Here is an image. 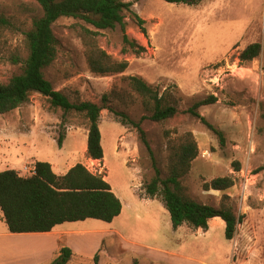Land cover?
Listing matches in <instances>:
<instances>
[{
	"label": "rangeland",
	"instance_id": "374dc122",
	"mask_svg": "<svg viewBox=\"0 0 264 264\" xmlns=\"http://www.w3.org/2000/svg\"><path fill=\"white\" fill-rule=\"evenodd\" d=\"M122 1H133L132 9L145 20L146 35L130 15L125 27L128 38L145 50L124 52L119 26L100 30L97 39L113 58L128 61L125 72L91 73L79 35V26L86 24L62 17L53 25L60 46L56 59L45 69L47 79L72 102L100 104L114 84L125 86L121 75H136L160 93L167 89L179 97V112L153 122L142 119L145 113L138 103L125 107L111 102L126 118L101 110L104 159L93 160L82 145L88 133L85 116L73 110L63 113L33 92L17 109L0 114V171L15 169L25 175L24 164L40 160L50 162L58 175L77 162L106 175L121 199V214L111 222L86 220L89 230L71 239L81 255L75 254L67 264H95V254L98 264H264V70L259 57L243 64L236 58L248 44L264 41V0H203L195 5ZM0 14L28 29L32 17L42 10L35 0H0ZM23 38L21 32L8 31L0 41L2 83L21 70L10 58L13 53L26 56ZM209 95L217 100L198 111L222 132L223 143L187 112L195 101ZM132 121H140L153 155ZM165 132L171 138L191 132L197 141L199 155L183 179L197 201L218 206L222 192L203 190V182L233 178L227 193L241 222L231 240L225 237V224L219 217L212 218L205 230L187 223L173 229L160 196H146L143 183L154 174V160L161 176H167ZM60 135L64 136L61 144ZM235 162L239 170H234ZM4 226L0 221V231ZM45 241L33 236L0 237V264H48L57 253H49ZM41 245L44 251H37Z\"/></svg>",
	"mask_w": 264,
	"mask_h": 264
},
{
	"label": "trees",
	"instance_id": "16d2710c",
	"mask_svg": "<svg viewBox=\"0 0 264 264\" xmlns=\"http://www.w3.org/2000/svg\"><path fill=\"white\" fill-rule=\"evenodd\" d=\"M42 14L31 19L30 27L17 25L12 17L0 14V41L5 32H21L24 35L26 56L11 54V62L20 65V72L6 83L0 81V114H7L25 103L33 92L46 97L50 106L60 108L63 113L76 111L82 113L88 121L86 142L87 157L102 160L104 156L99 129L100 112L108 109L116 115L123 113L114 110L111 102L125 107L138 103L145 113L142 119L162 122L173 118L178 112L179 97L170 91H160L136 75H121L125 86L114 84L108 93L101 97V103L92 101L72 102L60 90H56L45 75V69L56 59L60 41L55 35L53 25L62 17H73L84 21L79 26V35L84 46L86 64L91 73L100 76L123 74L128 67L126 59L117 60L98 44L100 30L119 26L123 33V51L140 54L145 47L131 40L125 33L126 17L147 34L145 20L133 9V1L122 0H35ZM140 1V0H134ZM171 3L195 5L203 0H164ZM91 25L94 29L89 28ZM262 57L264 70V41L252 42L242 49L236 58L240 64ZM216 96L195 101L187 112L199 119L208 129L218 135L223 143L222 132L210 124L198 111L201 106L212 104ZM133 122V121H132ZM142 143L153 155L142 129L140 121L133 122ZM63 135L58 143L61 144ZM167 139V176H161V170L153 161V176L143 183L147 197L160 196L167 209L171 226L177 229L187 223L195 229L205 230L212 218L219 217L225 224V237L231 240L241 222L233 212L230 195L227 190L234 185L229 176L215 177L204 181L205 191L222 192L218 206L202 203L193 198L188 186L183 182L189 173L192 162L198 157L197 141L191 132ZM35 173L21 175L15 169L0 171V210L11 233L49 232L56 225L85 219H98L111 222L122 211L121 199L113 192L103 174L90 172L82 163H76L62 175L56 174L47 161H36ZM234 170L240 169L238 162ZM76 256L71 248L62 246L48 264H67ZM98 264V254L93 257Z\"/></svg>",
	"mask_w": 264,
	"mask_h": 264
},
{
	"label": "crops",
	"instance_id": "0c3cea01",
	"mask_svg": "<svg viewBox=\"0 0 264 264\" xmlns=\"http://www.w3.org/2000/svg\"><path fill=\"white\" fill-rule=\"evenodd\" d=\"M260 60L262 62V57H260ZM85 139L87 141L86 136H85ZM82 145H83L84 152H86V154H87L86 142H84ZM103 159H104V156H103ZM36 161H40V160H33V163H35ZM77 163H81V162H77ZM73 165H75V163H72L69 166H67L64 173H66L68 171V169L70 167H72ZM104 179L107 181L106 175H104ZM110 186H111V184H110ZM111 188H112V186H111ZM86 220H88V219L75 221V222H64V223L56 225L49 232L11 233V232H9L8 227H7V225L3 219V214L1 213L0 214V221L4 222L5 226L1 227L2 229L0 231V237H4V238L15 237V236L43 237L46 240L45 244L47 246V251L51 254L58 253L62 246H68L69 248L72 249V251L76 255H79V254L81 255V253L75 252L76 251L75 250V243H73L71 239L73 236L80 235V234L84 233L85 231L89 230V229H86V226L90 223ZM36 249H38V248H36ZM37 251H44L43 245H41L40 249H38ZM37 264H40V263H37Z\"/></svg>",
	"mask_w": 264,
	"mask_h": 264
},
{
	"label": "built area",
	"instance_id": "2783aa9c",
	"mask_svg": "<svg viewBox=\"0 0 264 264\" xmlns=\"http://www.w3.org/2000/svg\"><path fill=\"white\" fill-rule=\"evenodd\" d=\"M35 164L34 163H31V164H26L23 166V171L24 173H27V174H34L35 173ZM87 168V167H86ZM88 169V168H87ZM89 170V169H88ZM90 171V170H89ZM92 172V171H90ZM93 173H96V172H93ZM99 174H102L99 172Z\"/></svg>",
	"mask_w": 264,
	"mask_h": 264
}]
</instances>
